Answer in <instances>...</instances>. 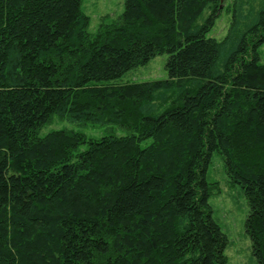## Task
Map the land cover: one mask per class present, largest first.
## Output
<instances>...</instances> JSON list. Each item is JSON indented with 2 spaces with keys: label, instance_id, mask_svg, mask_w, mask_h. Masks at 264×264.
I'll use <instances>...</instances> for the list:
<instances>
[{
  "label": "trees",
  "instance_id": "trees-1",
  "mask_svg": "<svg viewBox=\"0 0 264 264\" xmlns=\"http://www.w3.org/2000/svg\"><path fill=\"white\" fill-rule=\"evenodd\" d=\"M225 1L125 0L93 35L83 0H0V264H228L214 154L264 264V0L218 40ZM55 117L127 134L41 136Z\"/></svg>",
  "mask_w": 264,
  "mask_h": 264
},
{
  "label": "rangeland",
  "instance_id": "rangeland-1",
  "mask_svg": "<svg viewBox=\"0 0 264 264\" xmlns=\"http://www.w3.org/2000/svg\"><path fill=\"white\" fill-rule=\"evenodd\" d=\"M124 2L125 0H83L82 9L91 20L89 32L94 35L98 32L102 22L117 20L124 12ZM231 2L232 0L225 1V11L217 20L209 37L221 40L227 35L232 20V13L228 12ZM168 58L167 54L157 56L146 66L129 72L119 80V83L167 79L165 65ZM261 62L264 63V45L261 48ZM62 129L80 132L93 139H99L106 135L125 136L127 134L126 130L115 126L79 124L55 117L52 123L42 130L41 136ZM85 149L86 146L81 148L82 151ZM208 180L218 183L220 187V193L211 198L210 204L213 207L214 219L220 224L229 239L225 251L228 264H259L253 255L252 243L245 227L249 215L247 200L239 186L230 184L225 172L224 161L218 154L213 155L208 171Z\"/></svg>",
  "mask_w": 264,
  "mask_h": 264
}]
</instances>
